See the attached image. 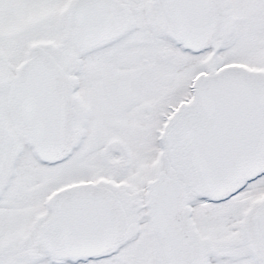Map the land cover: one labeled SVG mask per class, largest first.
Returning <instances> with one entry per match:
<instances>
[{
	"label": "snow or ice",
	"instance_id": "snow-or-ice-1",
	"mask_svg": "<svg viewBox=\"0 0 264 264\" xmlns=\"http://www.w3.org/2000/svg\"><path fill=\"white\" fill-rule=\"evenodd\" d=\"M0 264H264V0H0Z\"/></svg>",
	"mask_w": 264,
	"mask_h": 264
}]
</instances>
